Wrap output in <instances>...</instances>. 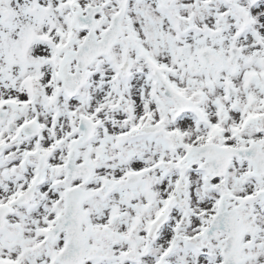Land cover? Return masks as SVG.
<instances>
[{
	"label": "snow or ice",
	"instance_id": "1",
	"mask_svg": "<svg viewBox=\"0 0 264 264\" xmlns=\"http://www.w3.org/2000/svg\"><path fill=\"white\" fill-rule=\"evenodd\" d=\"M0 264H264V0H0Z\"/></svg>",
	"mask_w": 264,
	"mask_h": 264
}]
</instances>
